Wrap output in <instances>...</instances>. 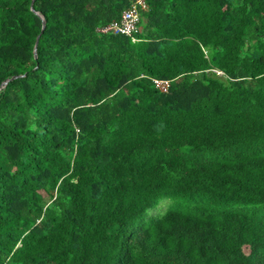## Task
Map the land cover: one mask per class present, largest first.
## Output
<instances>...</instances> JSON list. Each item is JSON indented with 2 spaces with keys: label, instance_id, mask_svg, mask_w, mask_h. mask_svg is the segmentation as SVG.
<instances>
[{
  "label": "trees",
  "instance_id": "trees-1",
  "mask_svg": "<svg viewBox=\"0 0 264 264\" xmlns=\"http://www.w3.org/2000/svg\"><path fill=\"white\" fill-rule=\"evenodd\" d=\"M134 1L0 0V264H264V0Z\"/></svg>",
  "mask_w": 264,
  "mask_h": 264
},
{
  "label": "built area",
  "instance_id": "built-area-1",
  "mask_svg": "<svg viewBox=\"0 0 264 264\" xmlns=\"http://www.w3.org/2000/svg\"><path fill=\"white\" fill-rule=\"evenodd\" d=\"M144 0H136L132 3L131 7L125 10L118 21H113L109 25L100 28L98 31L101 33L121 34L128 37H133L140 33L141 28L140 13L146 10ZM135 41V40H133ZM154 86L159 91L166 93L169 89L170 82L164 80H153Z\"/></svg>",
  "mask_w": 264,
  "mask_h": 264
},
{
  "label": "water",
  "instance_id": "water-1",
  "mask_svg": "<svg viewBox=\"0 0 264 264\" xmlns=\"http://www.w3.org/2000/svg\"><path fill=\"white\" fill-rule=\"evenodd\" d=\"M34 1L35 0H32V2H31V11H34L33 10V8H32V6H33V4H34ZM42 18V30H44V28H45V21H44V19H43V17H41ZM41 30V31H42ZM39 37H40V35L37 37V39H36V42H35V49H34V55H35V57H36V47H37V44H38V39H39ZM17 77H12L10 80H14V79H16ZM10 80H6L4 83H3V87L10 81Z\"/></svg>",
  "mask_w": 264,
  "mask_h": 264
},
{
  "label": "rangeland",
  "instance_id": "rangeland-1",
  "mask_svg": "<svg viewBox=\"0 0 264 264\" xmlns=\"http://www.w3.org/2000/svg\"><path fill=\"white\" fill-rule=\"evenodd\" d=\"M167 202H168V201H164V202H162V203H161L156 209H154V210L152 211V214H154V215H158V214L164 212V210L166 209V206H167ZM147 214L149 215V214H150V211H148Z\"/></svg>",
  "mask_w": 264,
  "mask_h": 264
},
{
  "label": "crops",
  "instance_id": "crops-1",
  "mask_svg": "<svg viewBox=\"0 0 264 264\" xmlns=\"http://www.w3.org/2000/svg\"><path fill=\"white\" fill-rule=\"evenodd\" d=\"M131 5H132V4H131ZM131 5H130L127 9H129V8L131 7ZM127 9H125V10H127ZM125 10H124V11H125ZM124 11H123V12H124ZM123 12H122V13H123ZM122 13H121V15H122ZM120 18H121V16H120ZM120 18H119V19H120ZM119 19H118V20H119ZM118 20H114V21H118ZM112 22H113V21H112ZM112 22H111V23H112ZM98 30H99V29H98ZM137 35H138V34H137ZM135 36H136V35H135ZM135 36L133 37V40H136V39H135Z\"/></svg>",
  "mask_w": 264,
  "mask_h": 264
}]
</instances>
